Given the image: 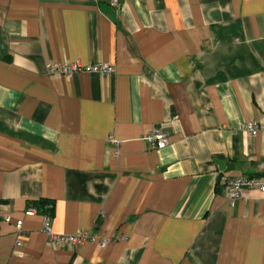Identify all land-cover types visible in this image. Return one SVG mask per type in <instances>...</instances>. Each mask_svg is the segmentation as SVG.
Masks as SVG:
<instances>
[{
  "label": "crops",
  "instance_id": "1",
  "mask_svg": "<svg viewBox=\"0 0 264 264\" xmlns=\"http://www.w3.org/2000/svg\"><path fill=\"white\" fill-rule=\"evenodd\" d=\"M120 6L0 0V264H264V0Z\"/></svg>",
  "mask_w": 264,
  "mask_h": 264
},
{
  "label": "built area",
  "instance_id": "2",
  "mask_svg": "<svg viewBox=\"0 0 264 264\" xmlns=\"http://www.w3.org/2000/svg\"><path fill=\"white\" fill-rule=\"evenodd\" d=\"M111 3L118 10L120 9V0H111ZM49 74L61 73L65 75H72L81 72L94 73L99 72L105 75H111L115 73V67L109 63H98V64H82L80 61L68 62L64 64L60 63H51L47 67ZM262 128V127H261ZM244 129L249 132H256L260 129L258 123H246L244 124ZM148 143H150L156 149H163L170 144L169 137L164 134L162 131L157 130L153 131L145 138ZM259 187L264 191V184H261L256 179H249L245 176L239 178L228 179L225 184V196L230 201L231 204H234L237 199L242 195V191L245 188H254ZM26 215H35L38 213V210L35 207H30L26 210ZM46 227L45 232L49 235L50 241L54 246L68 245V246H78L83 244L87 240L97 241L99 239L98 234L95 231L91 230H82L77 233L70 235H59L53 232L51 228V217L48 214H44ZM6 221H10L9 216L4 217ZM17 229L20 231L22 229V222L17 223ZM100 242L103 245H106L109 242L108 237L100 239ZM20 243V242H19Z\"/></svg>",
  "mask_w": 264,
  "mask_h": 264
},
{
  "label": "trees",
  "instance_id": "3",
  "mask_svg": "<svg viewBox=\"0 0 264 264\" xmlns=\"http://www.w3.org/2000/svg\"><path fill=\"white\" fill-rule=\"evenodd\" d=\"M49 202L47 200H42L41 201V204L43 206V208L40 209V211L43 213V214H48L50 216V213L49 211H51V206L48 204ZM39 210V209H38ZM51 217V216H50Z\"/></svg>",
  "mask_w": 264,
  "mask_h": 264
},
{
  "label": "water",
  "instance_id": "4",
  "mask_svg": "<svg viewBox=\"0 0 264 264\" xmlns=\"http://www.w3.org/2000/svg\"><path fill=\"white\" fill-rule=\"evenodd\" d=\"M226 166L228 167V169H227V170H229V167H230V165H229V164H226Z\"/></svg>",
  "mask_w": 264,
  "mask_h": 264
}]
</instances>
